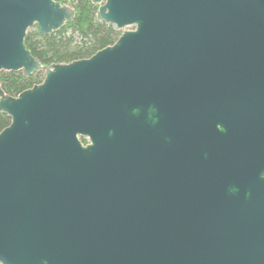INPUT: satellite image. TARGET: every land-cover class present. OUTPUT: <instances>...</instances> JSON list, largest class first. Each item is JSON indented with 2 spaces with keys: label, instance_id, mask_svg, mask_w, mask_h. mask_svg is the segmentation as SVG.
<instances>
[{
  "label": "water",
  "instance_id": "1",
  "mask_svg": "<svg viewBox=\"0 0 264 264\" xmlns=\"http://www.w3.org/2000/svg\"><path fill=\"white\" fill-rule=\"evenodd\" d=\"M88 1L118 39L42 65L73 10L0 0V71L44 74L0 86V264H264V0Z\"/></svg>",
  "mask_w": 264,
  "mask_h": 264
},
{
  "label": "trees",
  "instance_id": "2",
  "mask_svg": "<svg viewBox=\"0 0 264 264\" xmlns=\"http://www.w3.org/2000/svg\"><path fill=\"white\" fill-rule=\"evenodd\" d=\"M69 6L74 17L58 31L42 35L35 25L25 36L24 44L42 65L67 64L90 58L97 51L114 44L121 34L115 26L100 20L98 6L88 0H56ZM43 72L25 76L22 71H0V86L11 97L40 84ZM10 117L0 113V132L10 124ZM87 143L84 138L80 139Z\"/></svg>",
  "mask_w": 264,
  "mask_h": 264
},
{
  "label": "clouds",
  "instance_id": "3",
  "mask_svg": "<svg viewBox=\"0 0 264 264\" xmlns=\"http://www.w3.org/2000/svg\"><path fill=\"white\" fill-rule=\"evenodd\" d=\"M232 191H237V189H232Z\"/></svg>",
  "mask_w": 264,
  "mask_h": 264
},
{
  "label": "rangeland",
  "instance_id": "4",
  "mask_svg": "<svg viewBox=\"0 0 264 264\" xmlns=\"http://www.w3.org/2000/svg\"><path fill=\"white\" fill-rule=\"evenodd\" d=\"M130 28H133V27H129V28H127V29H130Z\"/></svg>",
  "mask_w": 264,
  "mask_h": 264
}]
</instances>
